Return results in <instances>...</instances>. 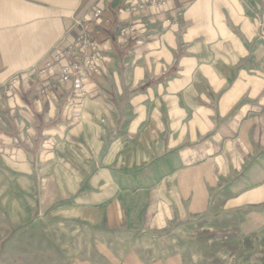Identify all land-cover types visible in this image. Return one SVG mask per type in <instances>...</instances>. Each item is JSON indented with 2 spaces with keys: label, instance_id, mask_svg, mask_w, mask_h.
Instances as JSON below:
<instances>
[{
  "label": "crops",
  "instance_id": "crops-1",
  "mask_svg": "<svg viewBox=\"0 0 264 264\" xmlns=\"http://www.w3.org/2000/svg\"><path fill=\"white\" fill-rule=\"evenodd\" d=\"M132 1L0 0V264H107L109 232L264 234V0ZM95 6L100 73L40 96L34 68Z\"/></svg>",
  "mask_w": 264,
  "mask_h": 264
},
{
  "label": "rangeland",
  "instance_id": "rangeland-1",
  "mask_svg": "<svg viewBox=\"0 0 264 264\" xmlns=\"http://www.w3.org/2000/svg\"><path fill=\"white\" fill-rule=\"evenodd\" d=\"M208 223L171 234L109 232L102 239L94 234L92 257L107 264H264V234L242 241ZM70 237L77 240L71 244L74 256L84 257V235Z\"/></svg>",
  "mask_w": 264,
  "mask_h": 264
},
{
  "label": "built area",
  "instance_id": "built-area-1",
  "mask_svg": "<svg viewBox=\"0 0 264 264\" xmlns=\"http://www.w3.org/2000/svg\"><path fill=\"white\" fill-rule=\"evenodd\" d=\"M173 0H133L125 8L127 16L139 14L146 8L161 9ZM181 2V0H174ZM102 9L93 7L89 14L84 15L75 23V36L64 47L52 50L49 57L42 60L35 69V74L46 78L38 88L40 96L46 95L55 83L63 84L69 81L77 83L82 94L85 93L84 82L87 75L99 74L106 56L100 47L95 32V23L102 15ZM132 24L122 26L118 36L124 39ZM20 79L13 76L1 87L5 95L16 93Z\"/></svg>",
  "mask_w": 264,
  "mask_h": 264
}]
</instances>
